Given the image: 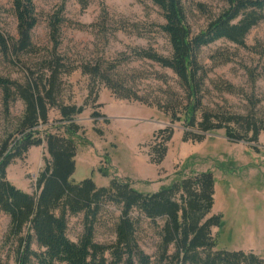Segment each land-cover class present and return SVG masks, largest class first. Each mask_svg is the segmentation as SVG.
Masks as SVG:
<instances>
[{"label": "rangeland", "instance_id": "1", "mask_svg": "<svg viewBox=\"0 0 264 264\" xmlns=\"http://www.w3.org/2000/svg\"><path fill=\"white\" fill-rule=\"evenodd\" d=\"M61 2L33 0L37 23L31 40L35 51L17 57L0 53L1 75L23 82L32 72L44 74L41 64L53 53L48 22ZM187 6V23L196 33L218 13L222 2L187 0ZM61 16L55 54L65 70L59 75L57 100L83 106L82 112L73 116L79 129L71 135L76 147L72 180L91 178L96 185L104 186L115 177L129 180L140 192H154L209 170L214 177V200L208 215L220 214L222 221L221 227H211L214 249H241L264 256V131L256 142L230 141L223 129L203 133L201 141L182 140L187 130H199L184 124L182 104L186 101L177 77L169 68L135 54V49L144 48L170 55L168 38L160 29L164 19L150 0H89L85 8L77 0H65ZM0 30L12 38L17 36L11 0H0ZM198 62L205 71L202 109L242 114L253 110L264 117V19L249 30L243 46L218 39L201 47ZM86 63L99 65L106 80L117 89L125 88L124 94L129 90L132 96L121 98L99 76L81 72L80 64ZM225 83L232 84L235 91H225ZM249 96L256 101L254 106ZM165 102L176 111L173 121L158 106ZM23 108V102L15 98L6 114L0 101V143L13 131ZM94 112L102 116H93ZM59 118L57 108H49L48 121L38 125L39 133L62 132ZM165 127H171L173 133L165 143L164 158L154 163L151 149L159 146L162 135L157 131ZM47 158L44 142L31 146L8 165L9 182L35 193L36 177ZM119 213L116 204L103 206L94 224V241H114L113 225ZM82 218V213L67 216L66 234L72 241L82 233ZM8 219L0 211V264H15L14 244L5 239ZM161 224L162 220L149 223L141 219L137 225L138 243L151 256V264H156ZM32 246L37 249L35 243Z\"/></svg>", "mask_w": 264, "mask_h": 264}, {"label": "trees", "instance_id": "2", "mask_svg": "<svg viewBox=\"0 0 264 264\" xmlns=\"http://www.w3.org/2000/svg\"><path fill=\"white\" fill-rule=\"evenodd\" d=\"M49 18L51 59L41 64L44 74L30 73L23 82L0 74L1 108L6 114L15 98L24 105L13 131L0 143V211L8 216L5 239L14 244L15 264H151L152 259L139 245L136 237L141 219L149 223L162 220L158 230L156 264H264V256L252 251L214 249L211 227H221V215L210 214L213 205L214 177L211 171H201L161 186L154 192H140L129 180L111 178L107 185L98 186L91 178L74 182L76 147L71 135L79 126L73 116L83 106L63 104L57 100L59 75L64 72L55 54L58 47L59 25L63 20L64 1ZM85 8L89 0H77ZM158 6L164 22L160 25L170 44V55L151 49H135V54L166 67L177 77L184 91L182 104L184 124L199 132L187 130L182 140L201 141L203 133L223 129L230 141L256 142L264 131V117L251 110L243 113L202 109L201 97L205 71L198 62L201 47L218 39L243 46L249 30L264 19V0H221L222 6L206 26L196 33L187 23V0H150ZM16 19V38L0 30V53L18 56L34 52L31 32L37 23L33 0H11ZM199 8L201 4L196 5ZM103 13V12H102ZM81 72L99 76L105 85L121 98L132 96L129 90L115 88L101 74L99 65L80 64ZM107 81V82H105ZM223 89L233 93L235 88L225 83ZM120 91V92H119ZM135 99L138 96L133 95ZM248 101L254 106L251 96ZM166 105L167 108H163ZM176 119L169 104L158 105ZM56 107L62 132L38 131L47 123L48 110ZM199 113V116L196 115ZM93 116H102L94 112ZM173 129L161 128L159 146L152 147L150 159L160 163L167 150ZM42 142L49 158L45 160L35 182V193H28L7 178V167L31 146ZM104 175L105 172H103ZM106 203L116 204L120 213L114 222V241L109 244L94 241L97 215ZM82 213L83 230L77 241L67 237V216ZM36 244L37 249L33 248Z\"/></svg>", "mask_w": 264, "mask_h": 264}, {"label": "crops", "instance_id": "3", "mask_svg": "<svg viewBox=\"0 0 264 264\" xmlns=\"http://www.w3.org/2000/svg\"><path fill=\"white\" fill-rule=\"evenodd\" d=\"M75 160V159H74Z\"/></svg>", "mask_w": 264, "mask_h": 264}]
</instances>
